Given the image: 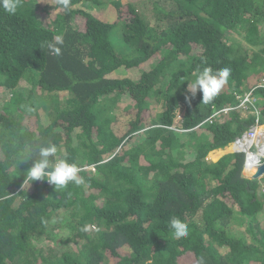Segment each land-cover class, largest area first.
Returning <instances> with one entry per match:
<instances>
[{
    "label": "trees",
    "instance_id": "obj_1",
    "mask_svg": "<svg viewBox=\"0 0 264 264\" xmlns=\"http://www.w3.org/2000/svg\"><path fill=\"white\" fill-rule=\"evenodd\" d=\"M56 35L64 43L52 56L40 45ZM197 67L231 69L208 103L185 99ZM261 79L264 0L0 10V264H264V174H242V153L207 157L256 115L239 107L205 121ZM254 92L264 122V88ZM47 143L78 166L112 157L57 191L25 181L33 161L19 163ZM173 216L187 238L172 236Z\"/></svg>",
    "mask_w": 264,
    "mask_h": 264
},
{
    "label": "clouds",
    "instance_id": "obj_2",
    "mask_svg": "<svg viewBox=\"0 0 264 264\" xmlns=\"http://www.w3.org/2000/svg\"><path fill=\"white\" fill-rule=\"evenodd\" d=\"M60 8L65 11L69 8L71 0H56ZM21 6V0H0V10L14 15ZM64 43L62 35H56L52 41H45L40 45V49H47L49 55H61V47ZM202 63H207L206 59ZM231 69L228 67L213 70L211 67H197L192 75L194 79L187 81L186 100L194 98L197 93H202V101L208 103L221 91L228 82ZM136 132L135 135H137ZM58 148L55 144L47 143L37 146L34 153L30 156L22 157L19 160L27 162L33 161L32 166L26 172L25 181H46L49 185L55 186L58 191L66 188L69 183L77 186L84 183V178L79 175L80 168L77 164L69 162L67 156L57 157ZM93 163V162H92ZM98 170V169H97ZM95 171V173L97 172ZM169 227L172 236L176 239L187 238L189 235V226L180 218L173 216L169 221ZM109 264H111L109 262ZM199 264H204L203 258Z\"/></svg>",
    "mask_w": 264,
    "mask_h": 264
},
{
    "label": "built area",
    "instance_id": "obj_3",
    "mask_svg": "<svg viewBox=\"0 0 264 264\" xmlns=\"http://www.w3.org/2000/svg\"><path fill=\"white\" fill-rule=\"evenodd\" d=\"M257 88H264V79L256 81L251 89L241 96L235 107L230 106L229 104H224L218 106V108H213L209 116L205 118V121L211 123L220 116L228 115L231 109H238L239 106L245 109L247 103L252 104L255 101L256 98L254 91ZM240 111H242V109H240ZM242 113L244 112L242 111ZM255 115L256 119L254 123L229 143L232 153H242L244 155L242 170L249 175H253L258 166L264 163V122L260 121L259 110H256ZM111 157L112 156L104 158L98 162L80 165V171L95 173L98 167L108 161Z\"/></svg>",
    "mask_w": 264,
    "mask_h": 264
},
{
    "label": "rangeland",
    "instance_id": "obj_4",
    "mask_svg": "<svg viewBox=\"0 0 264 264\" xmlns=\"http://www.w3.org/2000/svg\"><path fill=\"white\" fill-rule=\"evenodd\" d=\"M50 0H39V2H41V3H47V2H49ZM125 1V0H124ZM141 1H143V0H141ZM51 12H53V8H52V10H51ZM45 17V16H44ZM49 17H50V19L52 18V16L51 15H49L48 14V17H46V18H48L49 19ZM48 21V20H47ZM73 21L74 22H77L78 23V27L80 28V29H82L83 28V24H84V21H83V18L80 16V15H75L74 16V19H73ZM43 23H45V22H43ZM46 24H48V23H46ZM49 25V24H48ZM243 44H244V46H248L246 43H244V42H242ZM10 97H11V95H9L8 96V98H7V100L9 99L10 100ZM9 102V101H8ZM9 106L10 107H14V105L12 104V103H9ZM227 116V115H226ZM226 116H221V117H219V119L218 120H222V118H225ZM46 118V117H45ZM47 119V118H46ZM122 120H123V118H122ZM263 121V120H262ZM134 139H132L131 141H133ZM217 151H219L220 152V154L218 155V157H214L215 155H216V152ZM232 150H231V147H230V145L228 144L227 146H225V147H223V148H220V149H217V150H213V151H211L209 154H208V158L211 160V161H213V162H215V161H217L218 159H220L222 156H224L225 154H227V153H232L231 152ZM242 174H244L245 176H251V175H249V174H247V173H245V172H243V170H242ZM260 219L264 222V213H262L261 215H260ZM47 238H42V242L43 241H45ZM111 262V261H110ZM112 263V262H111Z\"/></svg>",
    "mask_w": 264,
    "mask_h": 264
},
{
    "label": "bare ground",
    "instance_id": "obj_5",
    "mask_svg": "<svg viewBox=\"0 0 264 264\" xmlns=\"http://www.w3.org/2000/svg\"><path fill=\"white\" fill-rule=\"evenodd\" d=\"M255 101L252 103V104H250V103H247V105H246V108L244 109V108H242V109H244V113H247V111L248 112H250L251 114H255V112H256V110H257V108H256V100H257V97H256V95H255ZM240 107V106H239ZM251 107H253V109H251ZM245 110H247L246 112H245ZM250 173V172H249Z\"/></svg>",
    "mask_w": 264,
    "mask_h": 264
},
{
    "label": "water",
    "instance_id": "obj_6",
    "mask_svg": "<svg viewBox=\"0 0 264 264\" xmlns=\"http://www.w3.org/2000/svg\"><path fill=\"white\" fill-rule=\"evenodd\" d=\"M264 174V163H262L258 168L256 169L255 173L251 175L252 178L259 177L260 175Z\"/></svg>",
    "mask_w": 264,
    "mask_h": 264
},
{
    "label": "crops",
    "instance_id": "obj_7",
    "mask_svg": "<svg viewBox=\"0 0 264 264\" xmlns=\"http://www.w3.org/2000/svg\"><path fill=\"white\" fill-rule=\"evenodd\" d=\"M220 154L219 151L216 152V155L214 157H218V155Z\"/></svg>",
    "mask_w": 264,
    "mask_h": 264
}]
</instances>
